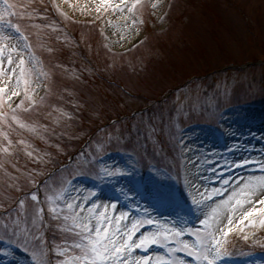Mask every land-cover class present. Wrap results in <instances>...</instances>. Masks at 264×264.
Listing matches in <instances>:
<instances>
[{
    "label": "rangeland",
    "instance_id": "obj_1",
    "mask_svg": "<svg viewBox=\"0 0 264 264\" xmlns=\"http://www.w3.org/2000/svg\"><path fill=\"white\" fill-rule=\"evenodd\" d=\"M10 1L17 16L5 20L24 33L4 24L3 34L27 36L32 45L21 54L32 56L26 67L29 96L36 103L28 100L17 109L20 123L0 120V225L10 208L21 231L34 227L30 193L38 185L41 199L48 198L46 210L53 199L63 207L77 194L97 189L95 203L116 199L115 217L130 212L135 219L139 212L120 193L121 185L129 186L135 202L161 225L186 222L199 231V219L239 192L241 178L264 176L255 163L264 160V0H140L135 15L104 0ZM123 19L129 26L126 39L113 31ZM18 104L13 97V108ZM8 111L0 105V112ZM181 138L186 148L180 147ZM242 157L250 163L235 167L233 161ZM114 164L132 175L105 178L102 169ZM196 174L209 193L220 189L203 212L191 203L184 183ZM225 179L231 183L223 185ZM178 189L191 207L178 208L172 199ZM20 199L24 205L15 203ZM260 208L264 205L251 198L245 203L242 194L221 207V218L227 213L234 222L220 252L237 240L232 252L241 258L217 264H264V215H243ZM49 222L40 233L47 239L43 258L41 245L30 236L26 250L0 227V264H41L42 259L59 264L77 254L58 256L53 247L54 242L67 250L78 242L68 230L71 222L66 226L50 215ZM123 224L131 226L127 217ZM145 230L156 229L146 225L136 235ZM183 239L195 242L187 229ZM185 253L177 248L173 255L160 244L134 251L137 258L151 257L152 264L173 259L198 264Z\"/></svg>",
    "mask_w": 264,
    "mask_h": 264
},
{
    "label": "snow or ice",
    "instance_id": "obj_2",
    "mask_svg": "<svg viewBox=\"0 0 264 264\" xmlns=\"http://www.w3.org/2000/svg\"><path fill=\"white\" fill-rule=\"evenodd\" d=\"M104 4L121 12L127 8L135 15L140 0H131L130 4L125 3L124 0H121V4H109V0H104ZM103 6H98L97 11ZM13 7L12 4H9L8 0H3V3L0 4V81L4 82V86H0V105L6 106L9 110L8 112H0V120L8 121L11 119L20 123V117L16 114L17 109L23 108L28 100H31V104H35L36 101L29 96V92L32 89L29 87V80L27 78L29 71L26 67V65L31 64L32 56L29 53V57L26 58L21 54L22 48L27 51L31 47L28 37L23 36L17 40L15 35L5 36L3 34L2 25L4 24L15 29L17 34L20 33L19 24H13L10 19L5 20V15L10 17L13 14ZM132 22L136 23L135 20ZM14 40L16 41L15 44H13ZM13 97L19 99V104L15 108H13ZM9 143H11L10 140ZM178 143L181 148L187 147L183 138ZM249 163L250 161L243 157L238 164L236 161H233L235 167H242ZM255 163H258L261 169L264 170V160L255 161ZM102 171L104 177L107 179L132 175V172L120 168L116 164L111 169L104 168ZM213 175H215V171H213ZM184 183L191 203L201 210V212L208 206L210 196L214 197L220 191V189L212 187L209 193L204 187L205 180L199 174L193 175L191 179L185 180ZM230 183L231 179L223 181V185ZM118 188L125 199L133 201L132 208L139 212L137 218L133 219L130 212H120L117 219L115 212L118 209L119 201L110 199L115 202L107 205L95 203L94 200L98 198L97 189L90 191L88 195L77 194L72 202L64 201L63 207L58 206L57 201L53 199L52 207L46 210L43 205L48 198L41 199L38 185L37 189L30 193L32 200L35 201L31 213V217L34 218V227L27 233L21 231L18 216L14 217L10 208L7 209L4 223L0 227H3L5 235L16 237L21 245L25 246L26 250L27 244L31 241H34L37 245H41L39 255L43 258L45 255L43 245H47V239L40 233L45 224V215H50L56 220H62L66 226L70 221L71 226L68 230L74 233L78 242L74 241L73 248L67 250L60 245H56L54 242L53 247L56 248L58 256H67L73 250L77 254L71 255L69 260H63L59 264H152L151 257L145 255L137 258L134 255V251L138 248H148L153 244L162 245L173 255L177 248L187 251L189 255L195 257L198 264H217L220 248L226 243L227 233L232 230L231 225L234 222L227 213L221 218L219 214L221 207L227 205L234 197L241 194L244 197L245 203H248L249 198H251L252 203L264 205V199H262L264 198V176L248 178L247 180L241 178L239 184H237L239 192H234L233 196L228 198V201L217 204L212 209L211 215L204 214L203 218L199 219L202 227L197 231L188 226L186 222L184 223V227L176 225L168 227L167 224L161 225L158 220L152 218L149 208L142 207L135 202L134 194L129 186L118 185ZM90 198L93 201L91 202V207L88 206ZM15 203L17 205H24L25 201L20 199ZM236 204L238 206L240 201L236 200ZM101 208H103L102 212L99 211ZM109 211L113 212L111 218L108 216ZM257 211L264 215V208L253 209L252 212H246L243 215L245 218H249L253 215V212ZM234 212L235 209H233ZM125 217L128 218L130 227L127 224H123ZM249 223L255 224V221L249 220ZM261 223H264V221H261ZM146 225H152L156 230H145L137 236L136 234L140 231L141 227ZM9 229H11V232H9ZM185 229L195 236V242L190 244L187 240L183 239ZM29 236L31 237V241L28 239ZM65 243L67 242L65 241ZM33 254H36V249H33ZM41 264H44L43 259L41 260ZM157 264H169V261L158 260ZM170 264H184V262L173 259L170 261Z\"/></svg>",
    "mask_w": 264,
    "mask_h": 264
},
{
    "label": "bare ground",
    "instance_id": "obj_3",
    "mask_svg": "<svg viewBox=\"0 0 264 264\" xmlns=\"http://www.w3.org/2000/svg\"><path fill=\"white\" fill-rule=\"evenodd\" d=\"M124 16H126V15H124ZM113 28H114L113 31L115 33V36L117 35L116 37L123 38L125 36L124 38L126 39V37L128 36V32H129V26L125 25L124 19L121 22V24H115Z\"/></svg>",
    "mask_w": 264,
    "mask_h": 264
},
{
    "label": "trees",
    "instance_id": "obj_4",
    "mask_svg": "<svg viewBox=\"0 0 264 264\" xmlns=\"http://www.w3.org/2000/svg\"><path fill=\"white\" fill-rule=\"evenodd\" d=\"M236 250V249H235Z\"/></svg>",
    "mask_w": 264,
    "mask_h": 264
}]
</instances>
